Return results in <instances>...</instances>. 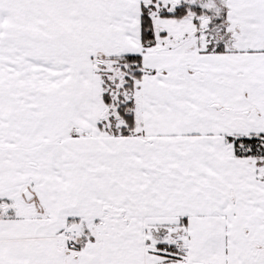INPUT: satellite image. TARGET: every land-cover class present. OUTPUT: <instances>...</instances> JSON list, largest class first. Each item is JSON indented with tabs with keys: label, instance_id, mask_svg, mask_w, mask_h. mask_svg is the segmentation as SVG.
Returning a JSON list of instances; mask_svg holds the SVG:
<instances>
[{
	"label": "snow or ice",
	"instance_id": "obj_1",
	"mask_svg": "<svg viewBox=\"0 0 264 264\" xmlns=\"http://www.w3.org/2000/svg\"><path fill=\"white\" fill-rule=\"evenodd\" d=\"M0 264H264V0H0Z\"/></svg>",
	"mask_w": 264,
	"mask_h": 264
}]
</instances>
